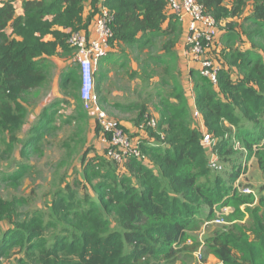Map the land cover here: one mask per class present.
I'll return each instance as SVG.
<instances>
[{"label": "trees", "instance_id": "1", "mask_svg": "<svg viewBox=\"0 0 264 264\" xmlns=\"http://www.w3.org/2000/svg\"><path fill=\"white\" fill-rule=\"evenodd\" d=\"M15 1L0 0L3 156L16 151L29 113L26 94L47 85L54 57L75 56L68 44L70 33L88 31L101 3L114 16L107 58H128L114 55L118 46L143 52L160 41L159 52L143 62L142 72L150 83L156 76V88L163 89L158 91V104L154 106L150 99L159 117L145 104L131 122L132 131L122 124L130 138L139 142L142 157L115 163L106 156L101 140L103 153L95 159H88V153L82 156L80 181L64 178L47 213L38 209L23 218L15 202L0 200V219L12 226L0 239V257L19 248L23 256L18 264H177L182 255L199 247L195 233L207 210L205 218L210 221L215 209L257 203L248 210L245 224L216 229L205 239V246L223 264H264V186L257 201L256 196L238 193L223 177L212 174L199 122L197 127L192 125L195 106L207 132L220 138L216 150L222 158L234 151L229 148L231 139L241 142L264 174V0H199L223 28L222 43L248 41L251 49H228L217 85L193 70L189 95L195 96L194 103L186 94L179 66L185 26L170 13L169 0H23V15L16 13ZM248 7L251 14L239 24L235 20ZM150 62L154 69L149 70ZM77 72V65L71 63L62 75L67 80L64 87L77 85L78 91L64 94L73 98L81 115L84 106ZM42 114L29 133L26 149L37 150L44 135L55 128L56 112ZM94 119L101 139L102 130ZM152 119L156 121L153 128L147 125ZM251 128L261 132L257 139ZM25 164L20 163V173L12 175V180L23 177ZM239 174L229 180L236 181Z\"/></svg>", "mask_w": 264, "mask_h": 264}, {"label": "rangeland", "instance_id": "2", "mask_svg": "<svg viewBox=\"0 0 264 264\" xmlns=\"http://www.w3.org/2000/svg\"><path fill=\"white\" fill-rule=\"evenodd\" d=\"M15 8L17 14L23 15V0H16ZM251 11V7H248L243 17L235 21L244 24L243 19L251 14ZM223 33V28L219 29L220 36ZM220 39L219 44L214 47L216 48L214 52L218 56L221 66L225 63L228 49H251V44L248 41L245 44L241 42L224 44ZM151 45L143 52H137L135 48L128 46L115 47L117 52L114 55L122 57L127 55L128 58L119 60L117 57L111 56L101 62L95 77L96 92L100 97L101 109L110 119L122 124H131L132 120L139 115L138 108L145 104H148L151 108L150 111L159 117V110L154 106L159 103L160 98L157 94L163 87L156 88L159 79H156L155 76L150 83L148 79L143 78L142 72L143 62L149 58V55H156L161 48V42L158 40ZM181 46L183 47L184 43ZM185 56L187 57V55ZM185 56L183 54L179 61L183 77L188 71L187 67L183 71L181 65L184 63ZM73 58L74 54H70L63 55V57H54L51 60L50 69L47 73V85L26 94V105L29 113L22 132L18 134L19 142L16 145V151L5 156L2 153L5 147H2V151H0V200L2 202H15V206L23 218H26L28 214L31 216L33 211L38 209L47 213L49 211L48 203L64 178L71 183L80 181L83 169L82 156L88 153V159H95L104 150L100 134L95 133L94 114L84 109V112L80 115L79 111H76V103L73 98L64 94L65 91H78L77 85L76 88L72 84L64 87L67 80L64 79L66 76L62 75L67 64L73 63ZM124 62H126V66L123 67ZM154 68L151 63L149 70ZM132 73H134L133 76ZM76 75L79 77L78 72ZM184 79H186L184 84L187 90L186 94L189 100L193 101L192 93L189 91L191 90L190 86L193 84L190 72H188V77ZM189 93L191 94L189 95ZM150 99L154 106L150 104ZM117 103L123 105L118 107L119 104ZM127 104H132V106ZM44 111L51 114L56 112L54 117L55 128L44 135L37 150L34 149V146L26 149L25 142L29 137V133L32 127L41 119L40 117ZM192 125L196 127L198 125L194 118H192ZM251 132L254 139L261 135V132L257 129L251 128ZM233 133H235V130H233ZM212 137L214 141L211 144L212 146L208 148L207 166L209 167L211 155L215 154L219 158L220 166L223 167V170L220 171L211 169L212 174L223 177L228 185H232L241 194L244 189L248 188L246 186H250L248 189L251 190L252 195L257 197L256 200L258 201L261 188L264 186V174L259 169L254 154H250L241 145V142L237 146L235 143L238 141L234 143L231 139L229 148L233 147L234 151L232 154H228L226 158H222L216 150L220 138ZM262 145L264 146V143ZM24 162L26 164L21 171L23 177L20 180H12L11 176L20 173L18 168L20 163ZM238 171H240V174L236 181H230V177ZM77 188L79 189L81 186L77 185ZM89 191L92 192L90 189ZM256 204L253 206L225 207L222 210L215 209V216L210 221L205 218L206 214L209 213V210H207L206 214L203 217L201 216L202 218L199 220L202 223L201 229L195 233L200 241L199 247L191 254L182 255L177 264H223L210 254L209 249L205 246V239L216 229L245 224L249 217L248 210ZM244 213L245 216L242 217ZM10 227L12 226L7 219H0V239ZM18 251L19 248H15L10 254L0 257V262L18 264L19 259L23 256Z\"/></svg>", "mask_w": 264, "mask_h": 264}, {"label": "built area", "instance_id": "3", "mask_svg": "<svg viewBox=\"0 0 264 264\" xmlns=\"http://www.w3.org/2000/svg\"><path fill=\"white\" fill-rule=\"evenodd\" d=\"M169 11L175 14L185 26L184 48L185 55L198 64L201 76L210 80L214 85L218 83V75L222 69L214 48L219 44V26L216 20L209 15L199 0H169ZM114 16L107 6L99 5L88 31L70 33L68 44L75 49L73 63L77 65L80 78V95L84 109L91 111L102 130V143L106 145V156L115 163H122L127 157H142L139 142L133 141L124 130L122 123L110 119L101 109L99 96L96 93L95 74L101 62L110 53V41L114 37ZM192 93V89H191ZM194 103V95H192ZM194 119L201 124L203 133L202 145L209 148L214 141L204 125L202 114L195 108ZM150 127L156 126L154 119L147 123ZM239 146V142L235 143ZM209 167L212 170H223L217 155H211ZM242 194H251L246 188ZM8 264V262H0Z\"/></svg>", "mask_w": 264, "mask_h": 264}, {"label": "crops", "instance_id": "4", "mask_svg": "<svg viewBox=\"0 0 264 264\" xmlns=\"http://www.w3.org/2000/svg\"><path fill=\"white\" fill-rule=\"evenodd\" d=\"M86 15H87V13H86ZM186 32V31H185ZM184 38H185V35H184ZM219 39H220V37H219ZM184 42V41H183ZM184 54V56H185V53H184V46L182 47H180L179 48V56L180 57H182V55ZM182 65V69H183V71H184V68L185 67H187V69H188V71H186V73L184 74V78H186V77H188V72H190V75H191V72L193 71V70H198V68H199V66H198V64L197 63H195V62H192L191 60H189V58H187L186 56L184 57V63H182L181 64ZM186 80V79H185ZM192 86V85H191ZM191 86H190V88H191ZM192 97V96H191ZM191 100V99H190ZM193 100V99H192ZM129 131H132L133 129H132V126H131V124H127V123H125V124H123ZM199 126H200V130L202 129V127H201V124H199ZM102 148L104 149V145L102 146ZM103 153V152H102Z\"/></svg>", "mask_w": 264, "mask_h": 264}, {"label": "clouds", "instance_id": "5", "mask_svg": "<svg viewBox=\"0 0 264 264\" xmlns=\"http://www.w3.org/2000/svg\"><path fill=\"white\" fill-rule=\"evenodd\" d=\"M95 77H96V74H95ZM95 85H96V81H95ZM96 87V86H95ZM97 93V92H96ZM98 95V94H97ZM195 97V96H194ZM99 101H100V97H99Z\"/></svg>", "mask_w": 264, "mask_h": 264}]
</instances>
